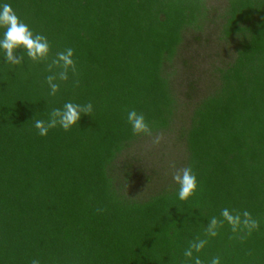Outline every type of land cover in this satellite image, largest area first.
Listing matches in <instances>:
<instances>
[{"label": "trees", "instance_id": "obj_1", "mask_svg": "<svg viewBox=\"0 0 264 264\" xmlns=\"http://www.w3.org/2000/svg\"><path fill=\"white\" fill-rule=\"evenodd\" d=\"M5 3L47 38L50 52L34 62L18 49L24 61L12 65L0 50V264H193L195 257L264 264V0H224L218 10L206 0ZM207 23L234 56L215 68L217 87L195 103L178 134L184 157L174 163L191 166L197 189L180 200L168 177L135 196L131 184L150 177L136 161L118 160L148 136L133 134L127 111L143 113L153 135L169 128L176 108L170 62L185 33L199 34ZM69 47L77 75L70 70L49 95L47 65ZM69 101L91 102V115L40 136L35 121ZM224 208L241 219L247 210L259 228L247 235L224 221L218 235H207ZM197 238L206 245L186 258Z\"/></svg>", "mask_w": 264, "mask_h": 264}, {"label": "clouds", "instance_id": "obj_2", "mask_svg": "<svg viewBox=\"0 0 264 264\" xmlns=\"http://www.w3.org/2000/svg\"><path fill=\"white\" fill-rule=\"evenodd\" d=\"M0 28L4 29L2 37H0V50L4 52V59L6 63L12 65H21L24 61V53L17 55L18 49H23L28 58L34 62L47 61L49 58L50 44L47 38L42 34H33L29 26L21 21L17 16L11 5L5 3L0 5ZM74 50L67 48L63 51L57 52L55 57L47 65V71L52 73L45 77L50 92L49 95H55L60 88L59 81H67L69 79V71L71 70L73 76L77 75L75 61L73 60ZM53 69H59L54 72ZM74 86H79V80L74 81ZM93 105L91 102L86 104H74L71 101L66 102L62 108H54L49 114V119L36 120L34 127L37 129L40 136L47 135L50 129L61 127L64 131H68L72 126L78 124L81 115H91ZM127 122L131 125L133 134L146 135L151 137L153 146L159 145L163 140V133H157L153 136L152 128L145 120L143 113H138L136 110L127 111ZM172 169V180L179 186L178 197L180 200H186L191 197L197 189V178L191 166L177 168L176 164L170 163ZM98 212L103 209H97ZM243 219L240 213L233 214L229 209L221 210L223 220H218L216 217L211 218L205 232L211 237L218 235L217 228L223 226L226 221L233 232L240 229H246L247 235L259 228V221L254 219L247 210L243 212ZM243 239V237H242ZM207 240L197 238L191 242L189 247L184 251L186 258H193V251L199 252L206 245ZM31 264H39V261L33 259ZM193 264H202L199 257H195ZM210 264H220V258H212Z\"/></svg>", "mask_w": 264, "mask_h": 264}, {"label": "rangeland", "instance_id": "obj_3", "mask_svg": "<svg viewBox=\"0 0 264 264\" xmlns=\"http://www.w3.org/2000/svg\"><path fill=\"white\" fill-rule=\"evenodd\" d=\"M206 1L208 8L213 7L216 10L220 9L224 2ZM193 34L198 32L190 30L185 33L183 43L170 62L172 66L169 70L175 71L174 75L171 73L170 78L176 108L171 125L166 131L160 132L163 133V140L159 145L153 146L151 137H142L119 156L118 161H136L143 167L145 175L150 177L148 183L139 180L133 183L134 185L131 184L129 191L135 196L151 193L164 183L165 178L172 177L169 164L181 161L184 157L183 144L178 136L180 128L187 127L195 103L217 87L218 75L215 68L224 67L234 56L228 44L218 37L216 25L207 23L199 31L196 41L192 39ZM188 80L193 88L191 91L187 88ZM187 92L191 96L186 97L184 94Z\"/></svg>", "mask_w": 264, "mask_h": 264}]
</instances>
